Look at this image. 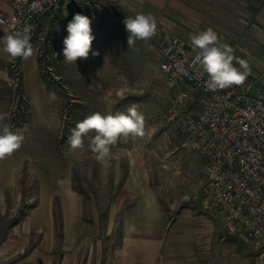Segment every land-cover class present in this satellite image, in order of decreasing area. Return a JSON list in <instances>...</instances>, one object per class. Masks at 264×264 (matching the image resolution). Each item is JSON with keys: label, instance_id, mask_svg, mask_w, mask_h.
<instances>
[{"label": "crops", "instance_id": "0c3cea01", "mask_svg": "<svg viewBox=\"0 0 264 264\" xmlns=\"http://www.w3.org/2000/svg\"><path fill=\"white\" fill-rule=\"evenodd\" d=\"M92 2V8L125 19L140 13L151 14L156 19L157 30L150 40L157 44L173 35L191 43L192 35L212 27L221 43L233 47L235 57L248 61L253 80L264 88V0ZM10 10L9 0H0V13ZM47 16L42 17L41 27L47 24ZM5 33L0 23V37ZM31 43L33 55L18 61L3 52L0 45V114L9 117L18 101L16 78L11 68L17 61L24 97L38 108L41 118L50 119L49 128L56 138L64 99L49 90L42 77L41 41L33 38ZM233 64L239 68L235 60ZM30 108L29 105L31 114ZM27 125L28 121L24 122L20 132L23 133ZM49 157V151L42 153L35 164L25 167L26 175L37 179L36 200L19 221L3 229L0 264H88L91 261L95 245L87 238L93 224L84 215V197L74 187L66 165L49 163ZM28 158L17 150L0 159V189L12 190L17 197L18 173ZM150 163V155L144 148L130 157L122 189V199H129V206L122 218L120 244L114 249L109 264H257L234 247L227 251L219 241V237L224 239L222 226L201 203L193 202L178 209L177 200L165 204L158 193ZM4 191H0V203L6 200Z\"/></svg>", "mask_w": 264, "mask_h": 264}, {"label": "rangeland", "instance_id": "374dc122", "mask_svg": "<svg viewBox=\"0 0 264 264\" xmlns=\"http://www.w3.org/2000/svg\"><path fill=\"white\" fill-rule=\"evenodd\" d=\"M77 13L91 20L95 39L86 59L79 58L75 64H67L64 62L63 40L68 34L67 24ZM77 13L62 18L47 16V24L34 37L42 43L39 53L41 73L48 89L63 97L64 106L56 138L49 128L47 116L41 118L38 108L31 103V114L27 111L28 98H24L19 106L18 100L10 110L7 122L14 131H20L24 120L28 121L21 132L24 142L19 150L29 158L18 173L17 197L12 190L0 189L6 192L5 202L0 203V238L3 229L19 221L35 203L37 179L28 177L25 167L35 164L42 153L49 151V163L63 162L72 174L74 187L84 197V215L93 224L87 241L95 245L88 264H109L114 249L120 244L122 218L129 206V199H122V189L130 157L144 148L150 155L151 168L155 171L154 182L165 204L177 200L178 209L193 202L201 203L222 226L224 239L219 237V241L227 251L234 247L242 256L248 255L257 264H264V238L252 239L239 234L204 199L207 159L170 118L169 107L173 103L174 91L167 76L159 69L157 42L137 41L134 48H128L125 18L91 6ZM93 51H98L99 55L93 56ZM55 52L57 56L53 55ZM48 65L51 70L47 69ZM11 68L19 97L22 87L19 67ZM131 104H136L145 116L144 137L118 141L111 147V156L103 164L97 162L89 148L94 133L84 138L82 149L69 147L67 137L70 130L84 117L97 111L102 114L124 112Z\"/></svg>", "mask_w": 264, "mask_h": 264}, {"label": "built area", "instance_id": "2783aa9c", "mask_svg": "<svg viewBox=\"0 0 264 264\" xmlns=\"http://www.w3.org/2000/svg\"><path fill=\"white\" fill-rule=\"evenodd\" d=\"M9 3L11 10L0 13V23L6 32L31 25L32 39L39 34L44 15L62 18L93 4L92 0ZM157 49L159 69L174 91L170 118L207 159L206 203L239 234L264 238V88L251 73L243 86L209 90L204 84L207 74L192 64L196 52L191 43L173 35Z\"/></svg>", "mask_w": 264, "mask_h": 264}, {"label": "clouds", "instance_id": "9594fccd", "mask_svg": "<svg viewBox=\"0 0 264 264\" xmlns=\"http://www.w3.org/2000/svg\"><path fill=\"white\" fill-rule=\"evenodd\" d=\"M128 33V48H134L137 41H147L156 35L157 23L151 14H137L123 21ZM31 25L22 29H11L0 37L2 51L11 59L27 60L33 55L31 43ZM67 36L63 40L64 62L75 64L79 58H87L92 49L95 37L92 35L91 20L82 14H75L67 24ZM191 47L196 55L193 65H199L207 74L204 81L209 90L225 89L232 86H243L251 75V67L247 60L234 56V49L228 43H221L216 31L208 27L204 31L191 36ZM99 55L98 51L92 52ZM239 64L234 66L233 61ZM7 114H0V159L11 156L19 150L24 142V136L19 130H13L7 122ZM94 133L89 148L97 162L105 163L111 156V147L118 141L127 142L129 137H144L146 134L145 116L138 110L136 104H131L126 111L114 114L93 112L77 122L70 130L67 143L72 150L84 147V138Z\"/></svg>", "mask_w": 264, "mask_h": 264}, {"label": "trees", "instance_id": "16d2710c", "mask_svg": "<svg viewBox=\"0 0 264 264\" xmlns=\"http://www.w3.org/2000/svg\"><path fill=\"white\" fill-rule=\"evenodd\" d=\"M20 58H17V61L19 60ZM17 61H15L14 63L15 64H17ZM42 77L44 78V80L46 81V78L44 77V75L42 74ZM47 83V82H46ZM47 87H48V84H47ZM25 97H24V93H23V89H22V87H20V91H19V97H18V100H19V104H18V106L21 104V102H22V100L24 99ZM26 107H27V111L29 112V103H28V101L26 100ZM27 121V119L26 120H24V122H26ZM19 127H21V125H19Z\"/></svg>", "mask_w": 264, "mask_h": 264}]
</instances>
